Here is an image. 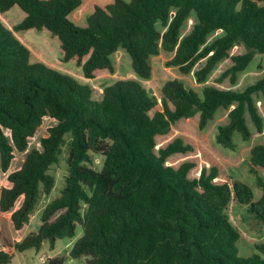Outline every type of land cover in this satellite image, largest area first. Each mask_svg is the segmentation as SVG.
I'll use <instances>...</instances> for the list:
<instances>
[{"label": "trees", "instance_id": "trees-1", "mask_svg": "<svg viewBox=\"0 0 264 264\" xmlns=\"http://www.w3.org/2000/svg\"><path fill=\"white\" fill-rule=\"evenodd\" d=\"M161 54L198 88L174 77L152 95L142 81ZM257 55L264 0H0V212L16 231L54 187L49 168L69 136L63 188L36 231L0 248V264L44 241L53 248L77 224L68 255L86 264H264V72L238 88ZM121 63L130 76L95 98L96 73ZM46 117L55 123L39 147L11 169ZM242 209L263 236L246 232Z\"/></svg>", "mask_w": 264, "mask_h": 264}, {"label": "rangeland", "instance_id": "rangeland-1", "mask_svg": "<svg viewBox=\"0 0 264 264\" xmlns=\"http://www.w3.org/2000/svg\"><path fill=\"white\" fill-rule=\"evenodd\" d=\"M243 51V48L241 46L235 47L234 52H240ZM118 60L122 61L124 58V55L117 56ZM166 60V56L163 54L153 57L151 59V64L153 67V74L149 80L142 81L143 85L146 87V89L155 97L158 99L160 98V88L161 85L170 78L179 77L187 85H191L195 88H198V85L195 84L193 81V78L191 76H183L179 74L175 69L165 67L164 62ZM124 61V60H123ZM127 63L130 66V59L127 55ZM231 64L229 59L224 60L223 62L219 63L215 71L211 74L209 77V82H213L215 78L229 65ZM120 70L121 72L114 73L113 75L108 74L106 71L105 73L97 72L96 80H93L90 82L91 86L93 87V96L95 98L100 97L101 88L103 85L111 81L112 79L116 77H129L130 74H125L123 69L125 66L121 63L120 64ZM123 68V69H122ZM127 70V69H126ZM264 72V56L259 57L257 55L256 61L245 71H243L238 76V88H242L245 85L253 82L257 77L262 75ZM222 86H228L229 82L226 79L222 84ZM55 123L54 120L46 117L43 120V123L41 127L36 132L35 136L29 139L28 146L26 150L19 152L15 150V157L12 162L11 169H17L21 166L26 153L31 149L35 147H39V139L42 135L46 133V129L48 126L53 125ZM263 135H257L255 137V140L259 141L262 140ZM237 139V138H236ZM69 140V136H65V142L61 146L60 153L58 155V160L56 163L52 164L49 168V173H51L55 179L54 187L52 188L51 192L48 195H45L43 193L40 194L38 198V202L35 206L34 211L32 212L29 221L24 226L23 230L16 231L13 228L12 222L10 220V213H1L0 212V248L9 247L10 243L16 242L18 240H21L26 234L30 232H34L38 229L39 225L41 224V213L46 206V204L53 198L57 197L60 193V190L64 186V179L67 175V165L65 162V152L67 148V141ZM240 152L242 154H245L247 152V147H241ZM103 163V156L100 154H94L93 161L91 165L95 169H100L102 167ZM225 167L228 169L229 165L225 164ZM252 175L248 174L247 178L248 180L252 179ZM6 183V173L2 172L0 169V186ZM250 183V182H249ZM260 190L255 191L256 197ZM240 221L244 225V229L248 234L253 235L254 237H261L263 236V228L262 223L260 220L249 213L247 210L242 209V213L239 216ZM82 234V226L80 224L76 225L75 229V235L71 238L64 237L59 238L55 241V245L53 248L50 247L48 241H44L40 250H35L33 248L25 250L23 252L15 251L14 257L11 260L9 264H44L45 260L50 256L60 255L64 256L66 258L65 263L66 264H86L85 263V257H81L79 259H72L69 255V249L72 247L74 242L78 237H80Z\"/></svg>", "mask_w": 264, "mask_h": 264}, {"label": "built area", "instance_id": "built-area-1", "mask_svg": "<svg viewBox=\"0 0 264 264\" xmlns=\"http://www.w3.org/2000/svg\"><path fill=\"white\" fill-rule=\"evenodd\" d=\"M46 261V260H45ZM45 263V262H44Z\"/></svg>", "mask_w": 264, "mask_h": 264}]
</instances>
